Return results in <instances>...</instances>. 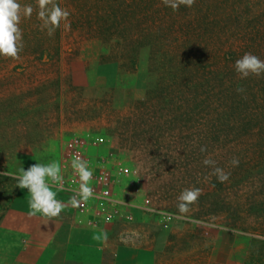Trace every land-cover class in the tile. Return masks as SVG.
Wrapping results in <instances>:
<instances>
[{"label": "rangeland", "instance_id": "1", "mask_svg": "<svg viewBox=\"0 0 264 264\" xmlns=\"http://www.w3.org/2000/svg\"><path fill=\"white\" fill-rule=\"evenodd\" d=\"M18 2L34 11L18 58L0 56V224L30 211L5 173L63 170L68 140L99 135L90 154H114L141 188L120 185L140 207L122 224L156 239L154 264H264V74L234 70L245 53L264 60V0H54L69 16L51 35L37 0ZM191 187L198 203L177 219Z\"/></svg>", "mask_w": 264, "mask_h": 264}, {"label": "crops", "instance_id": "2", "mask_svg": "<svg viewBox=\"0 0 264 264\" xmlns=\"http://www.w3.org/2000/svg\"><path fill=\"white\" fill-rule=\"evenodd\" d=\"M66 146V145H65ZM95 156L97 152H92ZM119 195V191L117 190ZM65 207L59 217L17 211L0 224V264H154L156 239L125 230L117 220L89 223L70 198L57 193ZM107 232V241L95 236ZM142 241V242H141Z\"/></svg>", "mask_w": 264, "mask_h": 264}, {"label": "clouds", "instance_id": "3", "mask_svg": "<svg viewBox=\"0 0 264 264\" xmlns=\"http://www.w3.org/2000/svg\"><path fill=\"white\" fill-rule=\"evenodd\" d=\"M162 2L175 11L180 5L192 7L195 0H162ZM37 4L39 8L38 17L43 21L42 27L48 29L49 35L60 27L61 22L69 16V12L54 3V0H37ZM33 11L34 9L30 4L21 5L18 0H0V56L18 58L19 53L23 50V34L19 25L23 18H31ZM234 70L241 79L250 75L259 77L264 74V60L252 53H245L235 61ZM237 91L243 92L244 89L238 88ZM201 151H206V149L201 148ZM232 163L235 166L239 162L234 158ZM203 164L214 166L215 161L206 157ZM71 168L78 177L79 188L73 190L74 194L71 196L69 204L72 207H80L82 202L94 198L95 191L89 186V182L93 179V170L89 168L88 161L80 156L72 160ZM5 174L17 180V187L28 190L30 194L28 201L29 216L42 213L45 217H59L62 210L67 207L56 198L57 191L64 189V177L59 163H34L27 169L21 166L18 174ZM213 174L221 182L228 179V175L218 167H214ZM53 188H56L57 191H53ZM200 195L201 190L195 187L185 188L181 191L177 197L176 207L180 214L177 219L187 218L186 214L192 211V205L198 203ZM94 239L107 241V232H103L102 236H95Z\"/></svg>", "mask_w": 264, "mask_h": 264}, {"label": "built area", "instance_id": "4", "mask_svg": "<svg viewBox=\"0 0 264 264\" xmlns=\"http://www.w3.org/2000/svg\"><path fill=\"white\" fill-rule=\"evenodd\" d=\"M104 142L103 136L99 135L78 136L68 140L64 154L65 167L62 170L64 189L57 191L56 188H53V191L71 198L74 194L73 190L79 188L78 177L71 168V162L77 156H80L88 161L89 168L93 170V179L89 182V186L95 191L94 198L82 202V206L78 207L80 212L89 211V223L94 226L101 220H117L130 223L132 216L127 208L140 207L122 199L117 194V190L125 181L137 193L141 192V188L131 178L130 171L123 165V162L114 154L107 153L96 156L90 154V149H98L97 147ZM145 203H148V200ZM144 209L152 211L148 207ZM164 215L166 216V214ZM170 217L173 216H168V218Z\"/></svg>", "mask_w": 264, "mask_h": 264}]
</instances>
